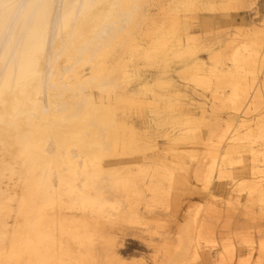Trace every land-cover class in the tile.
<instances>
[{"label":"bare ground","instance_id":"obj_1","mask_svg":"<svg viewBox=\"0 0 264 264\" xmlns=\"http://www.w3.org/2000/svg\"><path fill=\"white\" fill-rule=\"evenodd\" d=\"M198 5L243 18L220 49L207 48L208 60L196 55L197 37L179 14ZM257 5L258 0H0V264H112L118 258L120 232L114 228L119 219L140 220V179L150 178L143 181L145 189L160 203L187 182L176 174L184 168L181 157L174 167L154 155L138 171L109 159L160 153L152 111L177 113L172 121L186 125L187 131L169 135L172 145L193 143L202 150L192 154L198 163L194 175L210 186L212 216L248 217L259 206L264 219V19L244 22ZM172 60L182 66L173 69ZM145 65L162 68L156 84L172 87L175 99L187 87L176 73L187 83L215 88L211 112L203 109L197 117L159 93L144 75ZM148 92L154 100L139 97ZM133 112L145 118L144 132L131 119ZM201 126L204 134L196 133ZM172 145L169 150H175ZM243 150L250 153L243 167L251 177L236 188L230 165L243 161ZM161 173L169 179L167 188L153 180ZM108 183L127 194L115 217L107 210L113 204ZM218 190L225 200L214 198ZM237 190L246 191L245 201ZM191 211L155 246L154 264H192L205 247L217 245L212 258L232 259L236 246L218 222L199 224ZM262 226L253 222L247 227L258 228V235L241 236L249 254L264 253ZM146 231L154 242L158 231ZM98 238L104 251L96 247Z\"/></svg>","mask_w":264,"mask_h":264},{"label":"rangeland","instance_id":"obj_2","mask_svg":"<svg viewBox=\"0 0 264 264\" xmlns=\"http://www.w3.org/2000/svg\"><path fill=\"white\" fill-rule=\"evenodd\" d=\"M149 12L154 13L155 10L152 7H148ZM180 16L184 21L189 24L191 28V33L197 37V44L200 46V49L196 51V55L204 60H208V51L207 48L212 46L215 49H220L222 44L227 42L229 38L233 37L237 31V24L242 23V16H232L228 15L223 10H208L198 5L196 8L190 11H180ZM243 15V13H242ZM252 17L259 23V20L264 19V0H258V5L256 10L248 12L245 14L244 22L248 25L252 22ZM171 66L174 68H179L182 66L177 60L170 61ZM161 67H150L145 65L142 69L145 76L149 77V80L152 82V85L155 89L162 94H166L172 98L174 102L183 104L189 111H193L197 114V117H200L202 110H207V114L211 112V103L209 97L214 91L215 88L211 87L205 89L201 86H197L193 82L187 83L179 74L176 73L177 79L186 84L187 87H184L182 95L175 99L176 92L172 87H158L156 84V76H159ZM188 84V85H187ZM136 82H133L131 86H136ZM156 85V86H155ZM222 91V90H220ZM226 89L225 92H227ZM165 97L166 99L168 98ZM142 99L154 100L153 94L148 92L147 95L139 96ZM151 110V109H148ZM226 110L222 111L220 116L226 115ZM149 113V111H148ZM152 117H154L153 122V133L157 137L159 142L158 153L155 151L147 150L141 153L135 154H124L120 156L109 157L112 161L117 159L123 160L124 165H131L134 170H139L141 165H146L151 162V156L165 157L168 159V162L172 166H177V161L179 158H182L184 168L178 167L176 169V174L178 177L185 179L187 182L185 185H179L171 189L169 198L166 202H157L155 196L148 190H146V184L144 182H149L150 178L147 176L146 180L143 182L140 179L139 184L144 188V193L136 201L135 207L136 210L141 214V218L138 222H129V221H119L116 224V230H118L119 237L118 243L116 245V250L118 251L117 259L111 262L112 264H154V258L157 253L155 252V246L158 245L162 239L173 233L176 226L183 221L188 210L192 209L191 213L194 216H197L199 224L208 223L210 221L218 222V228L222 230L226 236L225 238L230 239L233 244L236 246L232 259L228 260L226 263H223L221 260L211 257L215 253L216 249H219L221 245L213 247L211 250L209 247H205V252L202 253V256L197 260L193 261L192 264H264V253L255 250L253 254H249L248 246L241 241V236L244 232L250 231L252 233H258V228H248L253 222H264V219L258 217V211L260 210L259 206H254L251 211V215L246 217L240 212L232 214L230 217H224L219 215H214L209 212V207L212 204V195L210 194V186L206 185L196 179L194 175V170L197 168L198 163L192 157V154L199 153L202 150H198L197 145L193 143L178 142L172 145L169 135H177L182 132L187 131L186 125L174 123L172 119L177 115L174 113H157L150 112ZM131 119L136 120V125L144 132L146 129L143 120L145 118L137 115L136 112L131 114ZM206 131L205 127L201 126V129H196V133L204 134ZM173 146L175 150H169V146ZM243 161L239 162L235 160L230 167L236 170L237 176L235 180H232L233 183H236L235 187H238V184L244 180H250V175L245 171L244 165H247L251 161L248 159L250 153L243 150L238 154ZM244 156V158H243ZM180 158V160H181ZM247 163V164H246ZM149 171H152V168H148ZM155 182H160L162 186L167 188L169 186V179L165 173H161L159 176L153 179ZM107 195L112 200V206L107 210L110 214H113L115 217L118 213L116 207L120 204L125 205L126 192L122 189L112 188L109 186V183L106 185ZM238 191V190H237ZM244 201L246 200V191L239 192ZM218 190L214 198L216 200H225L224 196ZM163 197H165L163 195ZM167 197V196H166ZM116 201H120L115 203ZM120 203V204H119ZM226 208V207H225ZM155 220V221H154ZM227 220H231V227L226 226ZM225 224V226H224ZM248 228V229H247ZM262 232L261 235L264 236V226L260 227ZM147 229H152L158 231L155 236L154 242L150 241L147 235ZM258 235V234H257ZM224 238V239H225ZM99 238L96 240V247L98 250H103L105 245L98 242ZM206 245V243H203ZM100 248V249H99ZM104 251V250H103ZM211 252V253H209ZM251 255V258L247 260V257ZM262 258L260 262L259 258ZM161 256L157 259H160ZM245 261L240 262L242 259ZM105 264H110L108 261Z\"/></svg>","mask_w":264,"mask_h":264}]
</instances>
